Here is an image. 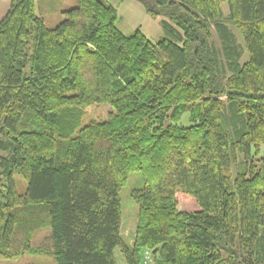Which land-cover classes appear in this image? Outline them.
I'll list each match as a JSON object with an SVG mask.
<instances>
[{"label": "trees", "instance_id": "obj_1", "mask_svg": "<svg viewBox=\"0 0 264 264\" xmlns=\"http://www.w3.org/2000/svg\"><path fill=\"white\" fill-rule=\"evenodd\" d=\"M11 1L0 254L47 251L32 242L50 228L58 264H118L117 249L128 264H264V0H137L177 39L158 43L124 34L103 0H78L53 28L36 0ZM99 104L114 110L82 126ZM133 172L144 186L130 245L121 191Z\"/></svg>", "mask_w": 264, "mask_h": 264}, {"label": "rangeland", "instance_id": "obj_2", "mask_svg": "<svg viewBox=\"0 0 264 264\" xmlns=\"http://www.w3.org/2000/svg\"><path fill=\"white\" fill-rule=\"evenodd\" d=\"M36 0L37 10L41 17L46 21V24L53 28L56 27L61 21L64 20L65 10H70L78 5V0ZM113 5L118 12L117 25L119 29L126 35L134 34L140 29L148 38L154 43H158L164 38H168L172 41L177 39L173 36L167 35L162 21L166 19L165 16H153L151 15L144 5L137 0H103ZM223 12L226 16L230 14V8L228 3L222 4ZM239 40L244 43L243 37L238 30H236ZM218 40V36L216 35ZM219 41V40H218ZM248 53L245 55L243 61L248 60ZM111 104H99L93 105L88 110L84 117L82 126H86L94 120H105L109 117L111 111H113ZM184 125H190L189 115L186 114L182 122ZM17 188L20 193L26 192L29 184L28 173H17L15 175ZM5 181V182H4ZM6 184V180L0 177V187ZM144 186V177L141 172H133L127 185L121 191V200L123 205V226L122 234L126 242L130 245L134 243L135 232L139 218V207L132 197L134 189H140ZM24 234H21L18 238L21 240ZM34 247L40 246L47 251L41 253H25L19 257L5 258L0 254V264H58L57 260L52 253L53 242L51 238V229H42L35 233L32 242ZM148 255V254H147ZM116 257L118 264H128L125 257L119 249L116 250ZM145 264H154V256L148 257L145 260Z\"/></svg>", "mask_w": 264, "mask_h": 264}, {"label": "crops", "instance_id": "obj_3", "mask_svg": "<svg viewBox=\"0 0 264 264\" xmlns=\"http://www.w3.org/2000/svg\"><path fill=\"white\" fill-rule=\"evenodd\" d=\"M49 2H54V1H50L49 0ZM11 4H12V1L11 0H0V21L5 17V15L7 14V12L9 11V9L11 7Z\"/></svg>", "mask_w": 264, "mask_h": 264}]
</instances>
